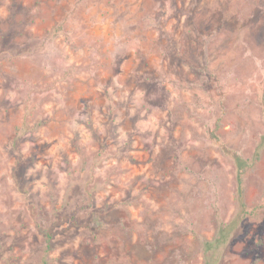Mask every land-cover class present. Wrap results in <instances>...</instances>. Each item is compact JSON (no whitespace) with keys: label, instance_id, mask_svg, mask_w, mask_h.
Returning a JSON list of instances; mask_svg holds the SVG:
<instances>
[{"label":"rangeland","instance_id":"obj_1","mask_svg":"<svg viewBox=\"0 0 264 264\" xmlns=\"http://www.w3.org/2000/svg\"><path fill=\"white\" fill-rule=\"evenodd\" d=\"M0 264H264V0H0Z\"/></svg>","mask_w":264,"mask_h":264},{"label":"trees","instance_id":"obj_2","mask_svg":"<svg viewBox=\"0 0 264 264\" xmlns=\"http://www.w3.org/2000/svg\"><path fill=\"white\" fill-rule=\"evenodd\" d=\"M84 162H85V161H84ZM83 164H84V163H83ZM239 193H240V195H239V197H240V196H241V192H239ZM220 231H221V230H220ZM223 231H224V230L221 231L222 234H224ZM51 239H52V234L50 233V231L46 232V233H45V238H44V244H45V249H46V250H49V249H51V247H52Z\"/></svg>","mask_w":264,"mask_h":264}]
</instances>
